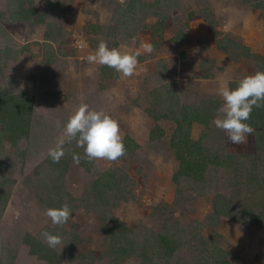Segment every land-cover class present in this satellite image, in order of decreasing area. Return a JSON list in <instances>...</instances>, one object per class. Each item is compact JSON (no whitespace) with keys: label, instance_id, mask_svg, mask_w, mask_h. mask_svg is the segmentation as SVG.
I'll return each mask as SVG.
<instances>
[{"label":"rangeland","instance_id":"rangeland-1","mask_svg":"<svg viewBox=\"0 0 264 264\" xmlns=\"http://www.w3.org/2000/svg\"><path fill=\"white\" fill-rule=\"evenodd\" d=\"M126 1H24L22 9L32 7L34 13L18 20L11 13L16 8L14 15L19 16L21 8L0 0V87L22 90L33 100L29 135L18 144L0 140V190L6 196L0 206V264H49L31 255L22 242L26 234L44 242L45 230L61 238L56 249H65V258L58 264L80 263L68 259L73 236L82 239L75 246L84 256L81 261L143 264L137 252L124 258L111 251V234L119 225L139 242L151 240L152 250L160 247V233L180 237L181 247L170 258L159 248L160 258L153 257L159 264H264V218L238 223L221 217L215 228L203 225L215 193L230 196L236 191L233 202L248 196L245 205L254 216L264 211V138L253 132L246 143L234 145L213 124L223 104L220 89L234 88L243 77L264 71V6L240 0H142L144 7L121 24L116 7ZM160 17L166 18L163 26ZM89 24L102 29L87 33ZM102 41L121 53H140L133 76L117 72L100 87L102 65L89 64L86 57ZM146 43L152 45L151 53L144 51ZM81 104L118 122L126 154L116 161L93 159V171L68 158L58 199L69 205L72 215L67 223L55 225L34 181L41 176L53 183L55 165L48 151L61 138L69 150L63 126ZM182 106L198 110L203 119L186 128L189 137L201 140L211 154L234 157L239 170L211 166L204 194L182 181L180 198L173 181L178 163L169 144L177 124L160 115H177ZM246 172L257 179L243 186L248 179L240 178V188L233 190L234 174ZM102 176L118 189L107 190V205L95 210L92 186Z\"/></svg>","mask_w":264,"mask_h":264},{"label":"trees","instance_id":"trees-1","mask_svg":"<svg viewBox=\"0 0 264 264\" xmlns=\"http://www.w3.org/2000/svg\"><path fill=\"white\" fill-rule=\"evenodd\" d=\"M24 1L32 2V0H7L9 5L13 4L14 8H21V11L18 12L19 16L14 15L16 8L14 9V11H12L11 14H13V19H23V17L21 16L30 19L31 15L34 13L32 7L27 10L22 9V4ZM158 1L159 0H156L155 2ZM240 1L245 4H252L261 8L264 6V0ZM142 5V0H128L126 1V5L118 4L116 10L119 14V23L127 24V19L131 21V19L137 15L138 10L144 7V5ZM153 15L158 14L153 13ZM165 19L166 18L164 17H160L159 26L165 25ZM39 20L42 19L36 18V21ZM87 28V33L93 34L98 33L102 29L101 26L97 24H89ZM109 28L114 29V26ZM247 56L250 55L247 54ZM115 77H117V72L114 69L102 65L100 68V82L102 83L100 87H102L104 80ZM32 107V97L27 96L24 91L19 90L18 92L14 93L12 91H8L0 87V140L2 138H6L8 141H11L12 144H18L20 138H24L29 135ZM180 110L181 112H175L177 113V115H174L173 111L171 112V114L162 113L160 115L162 116V118L165 117L174 119L177 124L175 130L172 133V136L170 137L169 142L170 148L173 150L175 159L178 163V167L175 173L173 174V181L177 184L176 195L181 198V194L183 193V191L180 188V182L182 181L189 182L191 186H193V188L197 190L199 195H203L206 187L210 185L207 184L206 180V173L209 167L212 166L214 169H216L217 167H227L235 172H238L239 165L232 163L234 162V157L226 155L223 158L222 155L217 152L211 154L209 153L208 148L201 143V140L191 139L187 130L189 128V125L193 121L200 122L203 119H200V113L196 109H190L187 106H182ZM158 117L159 116H154L155 119H158ZM203 123L206 124L207 122L204 120ZM248 123L251 124L252 128L254 129L253 132L256 133L257 137L264 138V104H262V106L259 108L254 107L251 113V118ZM154 132V130L151 131V140L156 137ZM124 140L125 144L128 142L126 147L130 148V138L126 137ZM70 143L71 144L69 146V150L65 149V146H63L64 155L59 160V162L53 164L55 165V167L52 171L55 172H53L52 178L50 177L53 183L50 184L48 181L45 180L48 177L44 179V177L41 176L36 178V181H34L37 187H39L38 189L40 191V198H43L47 202V204H49V208H59L63 205L58 199L62 198L59 193V180H61V177H63L65 173V165L67 163L68 158L79 156V164L82 165L85 170H94V162L93 160H88L85 157L83 148L77 147L75 140L70 141ZM132 145V147L135 146V144ZM61 163H63L62 168H60ZM57 164L59 165V168ZM250 172H246V174L244 175H241V173L234 174V182L232 183L233 190H237L240 188V178L246 177L248 179L247 181H245V184H243V186H247L249 180L257 179L255 175L251 176ZM36 174L39 175V173ZM103 177L104 176H102V179H100L99 182H94L92 186L94 196L92 208L95 210L97 208L100 209L101 207L107 205L108 201H106L105 199L107 190H111L112 188L118 189V187H115L114 182L110 177L106 179H104ZM1 183L2 180L0 181V187H2ZM240 190L242 191V189ZM3 192V190H0V206L2 207H4V200L6 198ZM235 192L232 193L233 196L232 194L228 196L221 193H215V196L213 197L212 212H210L205 217L203 225H209L211 228H215L217 227L221 217H227L238 223H246L250 220L249 218H254L256 220L258 219L257 221H259L260 218H264V211H260V213L254 216L253 211H251L249 207L245 205L248 196L244 198L241 197V199H238V201L236 200L237 202H233ZM114 197H116V194L114 195ZM239 201H243L244 204ZM244 219H246V221ZM111 221L115 223L117 222L112 217ZM112 227L114 228V225ZM127 231L128 229L125 226L119 225L118 230L112 232L111 234L110 245L114 247L111 251H113L117 257L126 258L130 257L132 252H137L138 257L141 258V262L143 264H147V262L149 261H151L152 264H159L153 261V257L160 258L159 254L157 253V251H159V248L166 255H168L167 258H170L173 253H175V250L181 247L180 237H174L168 233H160L158 234V240H156V242H159L160 247L156 250H152L153 246L151 240L145 238L143 242H139L134 237L130 236L129 232ZM81 240L82 239H77L74 236L72 239H69L72 245L68 249V251L70 250V257H68V259H79V264H92L94 259L90 263L81 261L84 256H80L75 251L76 244H78ZM22 242L28 246L29 253L31 255H36L39 259L48 261L49 264H58L63 258H65V249L61 248V251H58L56 248H49L47 245H45L43 241L29 234H26V236L22 238ZM203 257L204 255H202L201 259ZM205 259L207 260L206 257ZM176 264L182 263L178 262Z\"/></svg>","mask_w":264,"mask_h":264},{"label":"clouds","instance_id":"clouds-1","mask_svg":"<svg viewBox=\"0 0 264 264\" xmlns=\"http://www.w3.org/2000/svg\"><path fill=\"white\" fill-rule=\"evenodd\" d=\"M144 51L151 53L153 47L146 43ZM139 52L121 53L117 48H109L106 42H100L94 54H89L86 61L89 64H99L114 69L124 77H131L136 72ZM223 104L217 110L213 124L227 134L228 140L234 145L247 142L254 129L248 121L255 108L264 104V71L243 77L236 87H222L218 93ZM64 136L70 142L76 141V146L83 148L88 160L105 159L116 161L126 154V148L120 134L118 122L101 110L90 109L87 104H81L63 126ZM65 139L58 140L55 148H50L48 156L56 163L64 155ZM79 163V156H74ZM46 215L55 225L67 223L72 215V209L64 204L59 208H49ZM49 248L61 244V238L47 230L41 233Z\"/></svg>","mask_w":264,"mask_h":264}]
</instances>
